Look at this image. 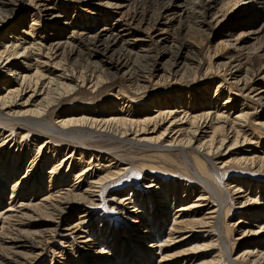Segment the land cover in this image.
I'll return each instance as SVG.
<instances>
[{"label": "bare ground", "instance_id": "1", "mask_svg": "<svg viewBox=\"0 0 264 264\" xmlns=\"http://www.w3.org/2000/svg\"><path fill=\"white\" fill-rule=\"evenodd\" d=\"M163 1L145 0L140 7L153 8ZM166 1L167 6L163 3L165 13H170L174 17L180 18V20L191 18L197 29L203 30L207 27L211 31L213 30L212 37L214 34L222 33V31H229L227 34L222 35L226 37V40L220 42L226 52L225 57H223L224 60L217 62L216 65V70L224 73V78L219 80L218 87L223 89L225 87L224 83H226L229 90L228 98L225 99L222 108L213 106L212 100L208 98L211 90L207 86L205 87L206 83L203 78L200 81L201 84L196 86L197 89L190 91L196 95L204 93L203 102L198 103L199 106L196 107V111L190 112V109L179 110L184 108L179 97H177V101L175 100L176 102L172 100L169 104L163 95L162 99L149 96V87L144 83L148 84L153 76L155 77L154 74L158 70L156 64H158L159 59L169 56L171 59L168 63L172 68H177L180 65L187 66L183 63V60L191 58L187 54L184 55L185 50L190 51V46L186 42H183L185 44H176L172 41L173 46H166L167 51L165 53L160 51L155 56H150L154 58V62L150 64L149 68H146L149 71L143 72L151 75L147 76L136 72L133 61L140 56L147 58L149 55H139L132 51L137 47L139 41L134 38L131 41L130 39L126 40L124 36H131L134 33L128 32L129 29L122 28L119 22L118 27H120V30L117 29V32H113V29L107 28L108 25L105 24L97 31L93 28L90 31L85 29L84 32L86 33H80L76 32L74 26L70 27L71 23L65 22L68 21V16H54L52 11H55L56 8L41 5L43 12L46 13L45 15L54 16L53 19L49 20L53 22L52 28L61 27L62 29L59 31L64 30L67 32L75 30L70 38L58 34L50 37L53 43L48 44V46L41 44V42L38 43L35 37V26H38L37 22L43 19L40 14L36 15L38 20H34L29 33L19 32V35L16 36L18 33L10 34L6 32V34L3 33L0 36V43L2 40L5 41V43L0 44V72L5 73L0 76V135L8 132L0 145V264H34L41 255L39 251L46 247L45 240L54 237L59 231V226L55 223H60L65 216L68 217L70 211L72 213H85L83 217H78V224L76 223L74 226L69 224L68 229L65 230L72 234H75L74 230L76 229L81 231L80 228H84V224L89 223L88 218L92 216L88 214L87 209L83 208L85 206L98 208L97 203L104 200L102 193L110 187H115L114 193L112 192V197L114 196L112 202L118 201V205L122 204L123 206V204L130 203L133 199L132 195L121 198L117 192L119 187L126 184L124 179L128 167H118L116 171L113 169L106 175H100L102 172L94 170L95 168L82 167L80 169L81 167L78 164L74 166V171L77 170L76 172H78L75 173V184L68 189L65 185L63 192L55 195L54 190L60 186L57 182L55 183V177L63 175L60 171L64 168L61 166L63 163L71 161L72 158V161L75 162V159L73 154L68 156L67 159L64 156L65 159L57 161L59 165L53 166L54 170L48 173L49 175L46 174L45 178L42 177L43 171L40 169L47 168L51 165L52 160L55 158L56 161L57 158L54 155L49 156L45 150L48 151L54 148V151L58 150V154L62 155L65 152L64 149L53 143H64L66 139H68V142L69 138L72 139L71 135L81 130L88 131L92 139L99 138L98 143L103 142V144H106L107 141L113 139L124 144L128 142L127 144L132 145L139 151L148 149V152L155 153V158H159L164 164L172 165L167 164L171 169L163 166H155L149 169L152 176H150V180L145 181L144 185L147 186L150 183L151 185L147 186V189L155 190L153 191L155 194L152 195L156 197L149 196L141 207L138 206V209H132L128 217V219H131L132 224L126 228L127 234L134 228L130 241L140 240L141 242L137 243L139 250L133 252V256H129L130 258H127L126 261L118 259V263L128 264L131 262L129 264H132L140 259L137 264H143L146 260L147 264H152L150 262L155 260L157 256L164 255L162 260L165 261V264H179L177 262H181L180 259L185 260L182 264H219V255L202 262L203 253L212 248H217V254L223 249L233 256V234L237 233L238 228L236 227L242 222L237 221L236 225L231 226L227 223V220L234 210L232 205L233 196L246 194L250 188L246 191H243V188L246 185L250 187L251 183L249 185L244 180L242 186L235 185L231 187L234 182L241 180V177L239 178L240 174L237 173L234 177L232 176L233 179L235 178L234 182L230 183L232 177H228V175L233 173L230 170L234 167L248 172L256 169L254 174L257 176L264 172V157L259 156L257 160L252 156L245 157L243 154L234 157V151L244 153L242 152L244 147L253 146L257 144L254 140L264 137V112L260 114V119L263 122L255 124L259 130L255 128L252 133H248L249 131H245V128L254 124V122L249 121L255 112L247 113L250 108L248 104H243L242 108H238L239 105L234 99V96H237L250 101L251 98L253 100L257 97L253 101H256L259 106H264V0H228V3H222L221 5H219L220 1L218 0ZM183 1L189 2V5L192 4V6L188 7ZM0 3L6 4L5 2ZM32 6H35V4ZM3 11L0 10V24L3 23L0 26V31L6 28L5 25L8 23L16 21L10 15L3 14ZM146 13L142 14V20L147 15ZM242 13L245 14L240 18ZM157 16L158 19L161 17V15ZM118 21L120 20L118 19ZM22 25L28 27L23 23ZM12 32H16V30L12 29ZM132 37H136V35ZM66 38L70 40H64ZM41 41H46V39L41 38ZM75 41L83 43L85 41L88 46L92 47L93 54L86 55L81 51H77V47L74 46ZM120 42L121 47H119ZM157 42L167 44L169 40L162 38ZM73 57L74 62L73 60L69 62L68 60ZM93 58L98 60L93 61ZM201 65L202 63H200ZM111 69L115 72L125 71L126 69L124 74L129 75L127 88L132 89V92L135 91L133 92L134 95L141 97L149 105H153L155 110L150 111V107H142V109H145L137 112L131 110L133 113L130 112L131 116H129L130 113L128 112L130 110H125V106L121 107L115 102L111 103L113 106L111 110H107V108L92 110L89 107V109H86L83 106H77L78 98L83 95L81 89L86 85L90 84V88L94 90L103 87V85L114 83L112 80L115 75L111 72ZM170 71L168 72L170 76L162 75L159 80L156 79L155 85L160 84L164 79L166 80L163 83L172 81L171 74L181 75V73H178L179 69L174 73ZM209 73L211 72L206 71L205 74L208 76ZM112 75L113 77H111ZM181 76V80H183L185 74ZM256 78H258L257 81ZM188 79L190 78L188 77ZM195 80L196 78L191 81L192 86L196 85ZM141 81H144V83L141 84ZM72 83L75 85H72ZM259 86L262 89L257 88ZM247 91L249 93L245 96ZM253 92H256L254 98L250 97ZM123 93V91H120L119 94L124 95ZM195 100L196 97L193 98V101ZM217 100H219L218 97L214 99V101ZM67 103H70L71 108L60 112L61 116L58 115L56 121L53 118H51L53 121L47 120L50 114L57 112V109H62ZM172 103H178V106H174ZM38 135L47 138L40 143L36 157L31 156L30 150L27 154L22 152L20 147H23V145L20 144L15 149H18V156L15 155V151L9 152L8 147L12 146L11 143H14V141L16 142L14 137L20 136L23 141L27 139L33 141ZM73 142L74 140L71 143ZM83 145L80 144V146ZM99 145L94 146L97 148ZM15 146L17 145L15 144ZM6 151L8 152L6 153ZM75 152L76 155L79 152L81 157L87 153L84 149H78ZM89 154L94 159L99 158L110 163L113 161V159L110 160L111 156L108 157L105 154H102V156L96 152ZM261 155H264V152ZM219 160L222 167H225L222 172L217 167L218 163H215ZM11 162H15L14 166ZM176 162L178 165L175 164ZM26 163L29 164L27 168L31 167L32 170L27 175L23 173L19 177L21 167H24ZM90 163L92 164V162ZM108 167H111V165ZM181 171L188 175L194 185L198 184L200 186L199 190H202L204 194L199 195V198L194 201L193 199L189 201L190 197H193L189 194L191 196L187 200L186 198L182 199L183 201L176 211L175 205L178 204L179 199L176 195L171 196L172 186H169L168 191H166V188H162L159 179L166 177L174 180L176 178L175 180L178 181L175 183L176 193L180 186L181 175L179 172ZM130 177H134V174ZM67 178L64 181L62 178L61 184H67ZM85 180L86 182L81 188ZM189 186L185 187L186 190H189ZM159 187L161 188L159 189ZM258 189V197L244 195L239 198L241 199L240 202L236 203L241 205L240 207L243 209L241 213L244 212V217L248 218H245V220L250 223L253 222L254 226L257 227L241 232L242 237L247 241L244 249L237 252L236 258L230 261L231 264H264V188L262 184L259 185ZM132 191L134 192V190ZM40 194H43L41 195L42 200L37 198ZM6 198L11 202H5ZM185 200L187 201L186 204H184ZM5 203L6 207L2 208ZM158 203L162 205L161 210L163 211L158 210L160 208ZM146 206H148L147 210L149 212L145 210ZM169 216H172L173 223L171 222V227L168 226V229H166L169 230L167 234L165 230L167 225L165 224ZM137 228L139 230L135 233ZM208 228L214 229L212 230L214 232L217 229V233H213L214 236L209 237L208 233L210 231L207 230ZM222 228L225 232L222 231ZM163 233L167 234L165 239L162 237ZM206 233L208 236H202ZM113 237L115 236L112 233L109 239ZM161 237L162 239H160ZM196 238L203 240H194ZM90 241L91 239H86L82 249L88 247V244H94ZM121 242L118 238L114 239L111 244L115 248ZM150 243H153V245L149 246ZM192 243L196 244L191 246ZM103 245L101 244L100 252L98 251L95 255H101ZM127 246L125 245V247ZM135 250L136 248H132V251ZM111 252L113 253H108L110 255L108 256L109 261L100 260L101 262L99 261L100 263L96 264H114L115 253L114 250ZM151 253H155L157 256H148Z\"/></svg>", "mask_w": 264, "mask_h": 264}, {"label": "rangeland", "instance_id": "2", "mask_svg": "<svg viewBox=\"0 0 264 264\" xmlns=\"http://www.w3.org/2000/svg\"><path fill=\"white\" fill-rule=\"evenodd\" d=\"M144 1L145 0H73V1H70V0H12V1L0 0V2L6 3V4L0 3V10H4L3 14L6 13V15H10V17H12L16 20L12 23L10 22L7 25H5L6 28H3L0 31V36L3 33L6 34V32L10 33V34L11 33H15V34L18 33L16 36L19 35V32L25 31V33H29L30 32V26L33 25L34 20H38L37 14H40L41 16H43V19H41L39 22H37L38 26H35V29H36L35 30V32H36L35 37H36L38 43L41 42V44H45L46 46H48V44L53 43V42H51L52 38H50V37H54V36H57L59 34V35H62V37H63V35H66L67 38H70V36H72V32L75 31V30H72L71 32H67L64 30L59 31L60 29H62L61 27L52 28L51 25L53 24V22L49 21V20L53 19L54 16H58V15L68 16V18H67L68 21H65V22L71 23L72 25L70 27L72 28V26H74L76 28V32H80V33H86V32H84L85 29L90 31L93 28L95 31H97L98 29H100L101 26H103L105 24H106V26L108 25L107 28L109 27L110 29H113V32L114 31L117 32V29L120 28V27H118V22H119V25L122 28L129 29L128 32L134 33L131 36H124V38L126 40L130 39V41H131L134 38V39H137L139 41L137 43V47H135V49L132 50L134 53H137L139 55H149V57L155 56V54L160 52V51H162L161 53H165L167 51L166 46H170V45L173 46V43L185 44L183 42H186L189 44L188 46H190L189 49L191 52L185 50L184 55L187 54L192 59L191 60L189 58H186L185 60H183V63H185L187 66L183 67V65H180L177 68H172L171 66H169V63H168L171 58L169 56H164V58L159 59L158 64H156L158 70L155 72V74H154L155 77L153 76V79H151V82L146 84V82L144 83V81H141V84L144 83V85H148V87H149L148 88L149 89L148 94L150 97L161 98V99L163 97H166L165 100L167 99L169 104H171L172 100L177 101V97H179V98H181V101L183 103L182 106L184 107L183 109H179V110L182 111L184 109L185 110L190 109V112H193V111H196V107H198L199 104L203 102L202 100L204 99V97H203L204 93L202 92L201 94L196 95V94H194V92H190V91L191 90L194 91L195 89H197L196 86L201 84L200 81L203 78V79H205L204 82L206 83L205 87L207 86L211 90L210 91V97L208 96V98L210 100H212L213 106L215 108H217V106L219 108H222L224 106L225 99L228 98L229 90H228L226 83H224L225 87L223 89H220L218 87V82H220L219 80H223L224 73L217 71L216 65H217V62H222L224 60L223 57H225L224 55L226 52H225V49L223 48V46L220 42L226 40V37L222 36V35H225V33L227 34L229 31H227V30L222 31V33L220 32L218 35L214 34L212 37L213 30L211 31L207 27L204 28L203 30L197 29V27H195L194 21L191 18L180 20V18L174 17L170 13L169 14L165 13L163 11V7H164L163 5L167 3L166 0H164L160 5H155V7H153V8L152 7L146 8V6L140 7V5L142 3H144ZM218 1H220L219 5H221L222 3H228V0H218ZM183 3L185 5H187L188 7L192 6V4L189 5L190 4L189 2L183 1ZM34 4H35V6H32ZM41 5H48L50 8H56L55 11H52L53 12L52 14L54 16L53 15L47 16L48 14L45 15L46 13L43 12V8L41 7ZM167 5L168 4H166L165 6H167ZM230 6H231V4L229 5V7ZM146 11H147V13H146ZM142 12H144V13H142ZM145 13L147 15H145L144 20H142V17H143L142 14H145ZM136 14H139L138 16L140 18ZM244 14L245 13H242L240 15V18H242V15L244 16ZM157 15H159V16L161 15V17L158 19ZM118 19L120 21H118ZM20 23H21V25H19ZM22 23L25 26H28L29 28L23 27ZM2 25H3V23L0 24V26H2ZM20 26H22V27H20ZM12 29L16 30V32H12ZM51 35H53V36H51ZM135 35H136V37H132ZM12 36H14V35H12ZM41 38L46 39V41H41ZM67 38L64 40L69 41L70 39H67ZM162 38H164V39L166 38L169 40V43H167L168 45L165 43H158L157 42ZM172 41H173V43H172ZM1 43L3 44V43H5V41L2 40ZM74 44H75L74 46L77 47V51H81V52L85 53L86 55H92L93 54V51H91L92 47L88 46L87 43H85V41H84V43L75 41ZM119 47H121V42H120ZM116 48H118V47H116ZM163 50H164V52H163ZM149 57H147V58H149ZM133 58L135 59V57H133ZM147 58L140 56L139 58H137V60L135 59L134 60L135 62L133 61V63L135 65L136 72H138L139 74H142V75L151 76L150 74L148 75V73H143V72L149 71V69L147 70L146 68H149L150 64L151 63L153 64V62H154L153 61L154 58L150 57L148 60H147ZM72 60L74 62V57L72 59H69L68 61L72 62ZM94 60H98V59L93 58V61ZM100 63L104 64L101 61H100ZM200 63H202L201 66H200ZM197 68H198V70H197ZM170 69H171V71H170ZM178 69H179V71L181 69V71L180 72L178 71V73H181V75L185 74V77L183 78V80H181V78H182L181 75H176V73H174ZM200 69H201V71H200ZM125 71H126V69H125ZM125 71L115 72V70L111 69V72L115 75V78L112 80V82H114L113 84H109V85H105V86L103 85V87H99V89L95 88L94 90L90 88L91 87L90 84L86 85L83 89H81V90H83V95H80L82 98L81 97L78 98L79 100L77 101L78 102L77 106H79V107L83 106L86 109L90 108L92 110L106 109V108H107V110H111L113 108L111 103L115 102L117 105H120L121 107L125 106V110L126 109L130 110L128 113H130L131 110H133L135 112L141 111L142 107H150V111H154L155 108H153V105H151V104L149 105L147 103V101H144V99H142L141 97L134 95L133 92H135V91L132 92V89L127 88L129 85V81H128L129 75L124 74ZM169 71L174 73V75L171 74V80L172 81H167L166 83H163L166 80V79H164V81H162L160 83L161 85L160 84L155 85L156 83H154V82L159 80L160 79L159 77H161L162 75L170 76L168 73ZM206 71H209L211 73H209V75L207 76L205 74ZM218 72L220 73V75ZM4 74H5L4 72H0V76H3ZM111 77H113V75ZM188 77L190 79H188ZM195 78H196L195 81L197 83H196V85L192 86L193 83L191 81H193V79H195ZM176 79L178 82L176 81ZM253 80H254V78H253ZM255 80L257 81L258 78H256ZM72 85H75V84L72 83ZM257 88L260 89L261 86H259ZM120 91H123L124 95L119 94ZM93 92H94V94H93ZM248 93H249V91H247L245 93V96ZM255 93L256 92L251 93L250 97L254 98ZM176 94H178V95H176ZM162 95H163V97H162ZM194 97H196L195 101H193ZM217 97L219 100L214 101V99H216ZM234 99H235V101H237V105H239L238 108H242L244 105L248 104L250 106V108L247 110V113L248 112L249 113L255 112L251 116V119L249 121V122H254V124H251V126L249 125L248 127L245 128V131H247V132L249 131L248 133H250V132L252 133V131L255 128L258 129V127L255 124L263 122L260 119V114H263L264 106L263 107L259 106L256 103V101H253V100H256L257 97H255L253 100H251L252 99L251 98L250 101H248L249 99H242L241 97H237V96H234ZM172 104L174 106L175 105L178 106V103H172ZM72 107H75V106H72ZM179 107H180V105H179ZM67 108H71L70 103H67L64 107H62V109L61 108L57 109V112L50 114L47 120L53 121L51 119V118H53L54 121H56L55 119L58 118V115L61 116L60 112L65 111V109H67ZM143 109H145V108H143ZM131 113H133V112H131ZM131 113L129 116H131ZM232 116H234V115L232 114ZM58 120H60V119H58ZM85 131L86 130H81L78 133H74L75 135L74 134L71 135L72 139L71 138H69V139L72 141L74 140L75 143L74 142L71 143L72 141H70V140H69L70 142L69 141L67 142L68 139H66V142H64V143H57V142L53 143L56 146L64 149L65 154L63 153L62 155L61 154L59 155L58 150L54 151L53 150L54 148L53 149L51 148V150H48V151H47V149L45 150L49 156L54 155L57 158H56V161L54 158L51 162V165H49L47 168H44L45 170L40 169L41 171H43L42 177L46 178L45 175L48 173H51L52 170H54L53 166L59 165V162H57V161H61V160L65 159L64 156H66V159H67L68 156L73 154L75 162L72 161L73 160V158H72L71 161L69 160L66 163H63V165L61 167H63L64 170L60 171L61 173H63V175L61 174V175L55 177V183L57 182L58 185H60V186H58V188H56L54 190V192L56 193L55 195H57L59 193H62L63 188H65L66 186L68 189L69 187H72V185L75 184V180H76V177H75L76 174L75 173H78V172H76L77 170L74 171V166L77 164H78V166L81 167L80 169H82V167L83 168H89V167L95 168L94 170H97L100 173L102 172L100 175H106L108 172H110V170H113V169H115V171H116V169H118V167L119 168L128 167L129 169L126 172L125 179H124L126 181V184L119 187V190L121 188L122 189L120 191L117 190V192L119 193L118 196L121 198L122 197L124 198L126 196L130 197L132 195L133 199H131L130 203L126 202L125 204H123V206H122V204L118 205V201L117 202L111 201L112 198L114 197V196L112 197V195L114 193L113 190L115 189V187L113 186V187L108 188L107 190H105L102 193L104 196V200L102 202L100 201L101 203L100 202L97 203L99 205L98 208H93L92 206H85L83 208V209H87L88 214H90L92 216L88 218L89 219L88 221H90V222L85 223L83 226L84 228H80L81 231H79L77 229L74 230L75 234H72L71 232H66L65 230L68 229L67 227L69 226V224H72V226H74L76 223L78 224V222H79L78 217H80V216L83 217L85 215V213H82V214H80L79 212L78 213H76V212L72 213L70 211V214L68 215V217L65 216L62 218V221H60V223L59 222L55 223V225L59 226L58 227L59 231L54 235V237L45 240L47 243L46 247H44L41 251H39V252H41V255L39 256L38 260L34 264H96V263H100L101 262L100 260L109 261L108 256H110V255H108V253H113V252H111L112 250H114V253H115L114 258H116L115 260H113L114 264H120V263H118V259L119 260L122 259L123 261L124 260L126 261L127 258H130L131 256H133V254H134L133 252H137L139 250L138 249L139 246H137V243H139L141 241L140 240H134V242L130 241V238L132 237V233H134L133 232L134 228L128 234L126 232V228H128L129 225L132 224L131 219H128V217L130 215L129 213H131L133 208L138 209V206L141 207L142 203L144 201L148 200L149 196L156 197L155 195H152V194H155V193H153V191H155V190H148L147 189V186H149L151 184L148 183L147 186L144 185L145 181L150 180V176H152L150 174L151 171L149 169L151 167H155V166L156 167L163 166V167L170 168L168 165H171V164H168V163H167L168 165L164 164V162L159 160V158L154 157L155 156L154 152H148V149H144L145 151H142V150L139 151L137 148H134L132 145L127 144L128 142L124 144L123 142L121 143V142H118V141H115L112 139L111 141H107L106 144L105 143L103 144V142L98 143L99 138L92 139V137L89 136L88 131H86V132ZM7 133L8 132L0 135V145L2 144V140L5 137V135H7ZM32 133H35V132H32ZM14 138H15L14 140H16V142L14 141V143H11L12 146L14 144L13 148H12V146L8 147L9 152L15 151V155L18 156L19 155V153L17 152L18 149L17 150H15V149L18 147V144H20V145H23V147H20L22 149L21 150L22 152H25L27 154V152L30 150V152L32 153L31 156L36 157L38 155L37 151H38L40 143L42 141L46 140L47 137L43 136V135H40V136L38 135L35 139H33V141H30V140H32L30 138H29L30 140L27 139V140L23 141L22 138H20V136L14 137ZM34 141H36V142H34ZM76 142H77V144H76ZM84 142H86V143H84ZM254 142H256L257 144L243 148L244 150L242 152H244V153H239L240 151L238 152L237 150L234 151V157H237V156H240V154H243V156H245V157L252 156L253 158H256V160L259 158V156H262V158H263L264 155H261V154H262V152H264V150H263L264 149V137L262 139H259V140L258 139L254 140ZM79 143L82 145L84 143V145L80 146ZM15 144L17 146H15ZM94 145L95 146L99 145V146L96 148ZM78 149H81V150L84 149V151L87 152L86 155L81 157L79 152L76 155L75 151H77ZM7 152L8 151H6V153ZM94 152L100 153V156H102V154L108 155V157L111 156L110 160L113 159V161L110 163L107 160H103V159H99V158L98 159L91 158V155L89 153H94ZM74 154H75V156H74ZM169 155H171V154H169ZM116 157H117V159H116ZM89 162H92V164L91 163L89 164ZM11 163H13L12 166H14L15 162H11ZM215 163H218L217 167L220 170V172L224 171L225 167H222L220 160L218 162H215ZM175 164H177V162ZM72 165H73V167H71ZM110 165H111V167H108ZM28 166H29V164L26 163L24 165V167H21V172H19L20 173L19 177L23 173H25V175H27L32 170L31 167L27 168ZM16 169L19 170L18 168H16ZM17 170H16V172H17ZM239 171H241V172H239ZM255 171H256V169H253V171L248 172L244 169L241 170L237 167H234L233 169L230 170V172H233V173H230L228 175V177L229 176L234 177L235 175H237V173H239L240 174L239 178L241 177V180H238V182H234L235 178L233 179V177H232V179L230 180V183L234 182V184H232L231 187H234L235 185H239V187L242 186L243 185L242 182L244 180L246 181L245 183H248L249 185L251 183L250 187H248V185H246V187L243 188V191H246L250 188L246 192V194L233 196L234 199H233L232 205H233L234 210L232 211L231 216L227 220V223H229L231 226L236 225L237 221L242 222V223H240V225H238L236 227V228H238L237 233L233 234V238H234V241L232 242V245L234 246L233 256L230 255V253L225 252V250H223V249H221V252L219 254H217L218 253L217 248H212V249H207L203 253L204 258H202V262H205L206 260L208 261L211 258L219 255V257H218L220 259L219 264H231L230 261L234 260L236 258L237 252L244 249V245L247 241V239L242 237L241 232L243 230L249 231V229L257 227V226H254L253 222L250 223L247 220H245V218H247V217H244V214H245L244 212L241 213V211H243V209H241V207H240L241 205L236 204V203L240 202L241 199H239V198L244 196V195H248L249 197L253 196L255 198L258 197L257 191H259L258 188H259L260 184H262V187L264 188V172H262V174H259L257 176L254 174ZM127 173H128V175H127ZM179 173L181 175L180 176L181 177L180 178V186H179L176 193H175V191H176L175 183L177 181V180H175L176 178H174V180H170V178H166V177H162L161 179H159V181H161L162 188H166V191H168V187L172 186L171 191H170L171 196L176 195L177 199H179L178 204L175 205L176 211L178 210L180 203L183 201L182 199L186 198V200H187L191 195H193V197H190L189 201H191V199H193V201H194L195 199L199 198V195L204 194L202 192V190L201 191L199 190L200 186L198 184L194 185L193 181L188 177V175H186V173L184 171H181ZM132 174H134V177L131 178L130 176ZM62 178H63V181L67 178V184L66 183L61 184ZM45 182H46V180H45ZM84 182H86V180L83 181L81 188H83ZM258 183H260V184H258ZM85 185H87V183H85ZM187 186H189V190H186L185 187H187ZM160 188L161 187H159V189ZM228 188H230V187H228ZM132 190H134V192ZM164 191H165V189H164ZM120 192H122V193L120 194ZM189 194H191V195L189 196ZM41 195H43V194H40L37 198H40L42 200L43 197ZM260 197H262V195H260ZM186 200L184 201V204L187 203ZM253 201H254V199H253ZM5 202H11V201L7 199ZM159 206H160V208L158 210L163 211V210H161L162 205L159 204ZM4 207H6V203L4 206H2V208H4ZM147 207L148 206L145 207L146 211H148ZM150 213H151V211H150ZM171 222L173 223V219H172V216H169L167 223L165 224V225H167V227H165V230L168 229V226H169V228L171 227V225H170ZM243 226H244V228L241 229V227H243ZM236 228H235V230H236ZM137 230H139V229L138 228L135 229V233ZM207 230L210 231V233H208L209 237L214 236L213 233H217V229L215 232L212 231V230H214L212 228H208ZM74 231H72V232L74 233ZM168 231L169 230H166L167 234H168ZM222 231L225 232L224 228H222ZM112 233H113V236H115V237H113L115 240L119 238V241H122L115 248H114V245L111 244L112 241H114V239L113 238L109 239L110 236L112 235ZM69 234H71V235H69ZM78 234H79V236H78ZM163 234H162V237L165 239V236L167 234L166 233L164 235ZM68 235H69V237H67ZM208 235L206 233V235L204 234L202 236H208ZM79 237H82V238H79ZM162 237L160 239H162ZM88 238L91 239L90 242L94 243V244H90V245L88 244V247H86L85 249H82V247L85 245L84 241ZM197 238H199V237H197ZM197 238L194 240H198V241L203 240L201 238L200 239H197ZM104 239H105V241H104ZM107 239H109V241L106 242ZM124 240H127V241H124ZM101 244L102 245L104 244L103 245L104 246L103 252L101 253L100 256H97V255H95V253H98V251L100 252ZM195 244L196 243H194V244L192 243L191 246H194ZM125 245H128V246L125 247ZM151 245H153V243L149 244V246H151ZM95 246H97V247H95ZM132 248H136V250L132 251ZM151 254L148 256H152V257L157 256V255H155V253H153L152 255ZM136 256L140 257L139 255H136ZM163 256L164 255H162L161 257L157 256L156 259L150 263L158 264L161 261H163L161 264H165V261L162 260ZM139 260L137 259V261L136 262L134 261L132 264H134V263L137 264V262ZM179 261H181V262H177L179 264H182L185 262L184 259H180ZM129 263H131V262H129ZM143 264H147V260Z\"/></svg>", "mask_w": 264, "mask_h": 264}]
</instances>
